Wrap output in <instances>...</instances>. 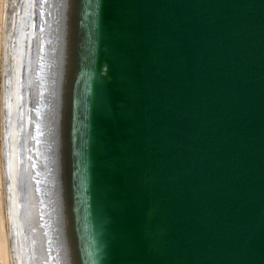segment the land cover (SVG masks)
I'll list each match as a JSON object with an SVG mask.
<instances>
[{
  "label": "water",
  "instance_id": "95a60500",
  "mask_svg": "<svg viewBox=\"0 0 264 264\" xmlns=\"http://www.w3.org/2000/svg\"><path fill=\"white\" fill-rule=\"evenodd\" d=\"M51 1L25 16L17 114L23 156L43 124L45 245L63 264H264V0Z\"/></svg>",
  "mask_w": 264,
  "mask_h": 264
},
{
  "label": "bare ground",
  "instance_id": "6f19581e",
  "mask_svg": "<svg viewBox=\"0 0 264 264\" xmlns=\"http://www.w3.org/2000/svg\"><path fill=\"white\" fill-rule=\"evenodd\" d=\"M43 1H46V6L52 4L51 0ZM31 2L32 7L30 6ZM33 2L34 0H0V264H63L62 259L59 258L60 255H57L59 251L57 243L51 246L49 243L45 245L46 235L44 232L47 229L44 228V221L43 223L39 221L44 216V203L40 191L37 190L39 186L36 189L35 186L41 176L34 177H36L37 171L41 170L39 153L42 152V149L38 142L42 139L39 135H42L44 131L40 119H38L35 129L37 131V135L34 136L36 145L33 146L32 151L24 153V156L26 154L29 157L25 158L20 154L18 145L20 129L17 127V114L22 101L20 78L23 58L29 63V57L26 58L24 55L26 32L24 25H27L25 16L28 15L30 8L33 9ZM32 15L29 19L31 26L29 28V47L33 36ZM35 67L37 70L35 79L40 85L41 66ZM36 89L39 92L41 88L36 87ZM29 125L30 119L27 114L24 132L26 138ZM22 160L24 161L23 165H21ZM20 165L23 169V178L26 179V186L29 185L22 200H19L20 189L18 190ZM20 206L23 209L22 217H19ZM32 226L37 234H40V237L31 239V229L30 232L28 230ZM55 248L57 249L55 250ZM35 253L38 258H35Z\"/></svg>",
  "mask_w": 264,
  "mask_h": 264
},
{
  "label": "rangeland",
  "instance_id": "374dc122",
  "mask_svg": "<svg viewBox=\"0 0 264 264\" xmlns=\"http://www.w3.org/2000/svg\"><path fill=\"white\" fill-rule=\"evenodd\" d=\"M0 76H1V63H0Z\"/></svg>",
  "mask_w": 264,
  "mask_h": 264
}]
</instances>
